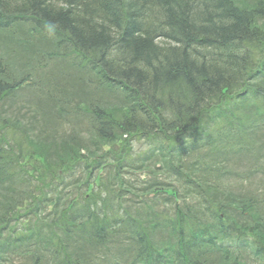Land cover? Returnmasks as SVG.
Wrapping results in <instances>:
<instances>
[{"label":"trees","instance_id":"1","mask_svg":"<svg viewBox=\"0 0 264 264\" xmlns=\"http://www.w3.org/2000/svg\"><path fill=\"white\" fill-rule=\"evenodd\" d=\"M92 256L264 264V0H0V264Z\"/></svg>","mask_w":264,"mask_h":264},{"label":"rangeland","instance_id":"2","mask_svg":"<svg viewBox=\"0 0 264 264\" xmlns=\"http://www.w3.org/2000/svg\"><path fill=\"white\" fill-rule=\"evenodd\" d=\"M31 41V40H30ZM44 43H42L40 41V37H38L35 42H34V45H32L33 49L37 48V47H42ZM69 84H70V87L71 88H80L79 91H83V90H86L88 89V87L85 86V84L81 81V77H83V74L80 72V71H77V70H70L69 71ZM77 83L75 86H73V83ZM24 93H27V92H24ZM8 100V99H7ZM7 100H2V102H6ZM141 148V146H136V149L139 150ZM229 158H233V156H228ZM234 160V164L232 165V169L233 170H236V171H242L246 166H248L250 163L248 162V158L247 156H243V155H240L238 158H233ZM106 256H100L98 259H95L93 256L92 258L89 260V263L90 264H94V261H100V262H103V260L105 259ZM87 260V261H88ZM98 263V264H101V263ZM104 264V262L102 263Z\"/></svg>","mask_w":264,"mask_h":264}]
</instances>
